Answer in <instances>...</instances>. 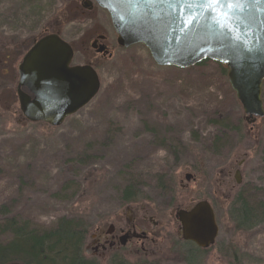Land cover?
Masks as SVG:
<instances>
[{"label":"rangeland","instance_id":"obj_1","mask_svg":"<svg viewBox=\"0 0 264 264\" xmlns=\"http://www.w3.org/2000/svg\"><path fill=\"white\" fill-rule=\"evenodd\" d=\"M81 2L0 0V205L39 227L62 216L85 219L84 254L98 264L110 259L92 255V235L131 222L154 241L145 251L137 245V253L126 245L117 257L129 264H187L181 254L193 245L180 241L174 213L207 200L218 235L213 246L196 251L194 264H264V226L235 230L227 213L242 189L264 198V115L245 120L215 63L158 67L142 45L119 46L107 13ZM48 34L66 41L71 63L90 65L100 81L97 94L55 127L27 121L16 96L17 65ZM99 36L105 54L91 47ZM221 123L240 126V132H228L226 146L215 152L210 143ZM161 172L167 183L159 190ZM126 173L140 185L131 202L121 198Z\"/></svg>","mask_w":264,"mask_h":264},{"label":"water","instance_id":"obj_2","mask_svg":"<svg viewBox=\"0 0 264 264\" xmlns=\"http://www.w3.org/2000/svg\"><path fill=\"white\" fill-rule=\"evenodd\" d=\"M93 1L107 13L119 46L142 45L158 67L188 68L205 59L225 64L228 84L245 120L252 123L263 117L264 0H248L237 17L239 23L229 25L233 31L218 27L206 10L185 8L181 16L180 5L170 7L150 0ZM82 2L84 8H91L89 0ZM102 38L94 39L91 47L105 54V47L96 44ZM72 57L71 46L56 34L41 37L24 54L18 65L16 95L26 120L59 126L96 95L100 82L95 70L90 65H71ZM190 178L185 175L186 180ZM234 179L240 182L237 171ZM175 218L183 240L200 248L214 243L218 227L207 200L177 209Z\"/></svg>","mask_w":264,"mask_h":264},{"label":"trees","instance_id":"obj_3","mask_svg":"<svg viewBox=\"0 0 264 264\" xmlns=\"http://www.w3.org/2000/svg\"><path fill=\"white\" fill-rule=\"evenodd\" d=\"M208 62L215 63L220 73L226 77L227 69L224 64L205 59L194 66H202ZM261 97H264V83ZM218 127L210 143L217 149H213L215 152L226 146L230 139L228 132H240V126L230 127L227 123H221ZM260 154L264 184V143L260 146ZM124 177L121 198L124 202L134 201L139 197V180L137 176H128L127 173ZM165 178L164 172L156 175L155 182L159 190L165 189ZM227 213L235 230L247 231L256 225L264 226V198H256L242 189L230 200ZM89 227L85 219L65 216L57 218L47 227H39L9 216L8 209L0 205V264H98L94 257L84 254ZM181 256L187 264H194L193 250L186 249ZM109 261L108 264H129L120 257H113ZM137 264L159 263L144 260Z\"/></svg>","mask_w":264,"mask_h":264},{"label":"flooded vegetation","instance_id":"obj_4","mask_svg":"<svg viewBox=\"0 0 264 264\" xmlns=\"http://www.w3.org/2000/svg\"><path fill=\"white\" fill-rule=\"evenodd\" d=\"M80 4L81 6L83 5V3ZM91 7H93V2ZM98 43L99 42H97L96 44L98 45ZM192 205H190L189 207H191ZM189 207L181 208V209H188ZM174 217H175V213H174ZM215 221H216V217H215ZM153 225H155V223H153ZM178 229L180 233V225L178 226ZM92 236L93 238H95L94 239L95 245L92 248V255L95 257L106 256V258L108 257L109 259L119 256L121 250L125 248L126 245H132L135 248L134 249L135 252L137 253V245L140 247L141 250L145 251V247H144L145 243L147 242L152 243L154 241V238L151 237V234L148 231L139 227L135 222H131L128 225L126 224L123 225V227H117V228L113 224H110L102 233L100 234L95 233ZM179 236H180L179 239L182 243H188L193 245L192 248H189L195 252V258L193 263L196 260V251L198 252V251L207 250L208 248L213 246L216 240L215 238L214 243L209 245L207 248H200L189 240H183L180 234Z\"/></svg>","mask_w":264,"mask_h":264},{"label":"snow or ice","instance_id":"obj_5","mask_svg":"<svg viewBox=\"0 0 264 264\" xmlns=\"http://www.w3.org/2000/svg\"><path fill=\"white\" fill-rule=\"evenodd\" d=\"M150 2L167 3L170 7L180 5L181 16L185 15V8L200 12L206 10L218 27L233 31L234 28H229V25L235 26L239 23L237 17L243 12L244 5L248 3V0H150ZM187 14L192 15V11Z\"/></svg>","mask_w":264,"mask_h":264}]
</instances>
